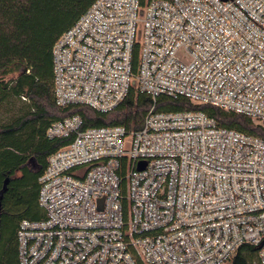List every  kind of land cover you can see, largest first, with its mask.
<instances>
[{
	"label": "built area",
	"instance_id": "built-area-1",
	"mask_svg": "<svg viewBox=\"0 0 264 264\" xmlns=\"http://www.w3.org/2000/svg\"><path fill=\"white\" fill-rule=\"evenodd\" d=\"M52 55L58 107L109 113L132 88L153 106L139 130L51 124L72 141L48 158L19 264H229L244 245L264 264V138L155 109L185 98L264 129V0H96Z\"/></svg>",
	"mask_w": 264,
	"mask_h": 264
},
{
	"label": "trees",
	"instance_id": "trees-1",
	"mask_svg": "<svg viewBox=\"0 0 264 264\" xmlns=\"http://www.w3.org/2000/svg\"><path fill=\"white\" fill-rule=\"evenodd\" d=\"M95 2L0 0V108L20 103L17 116L0 123V264H19L17 232L21 222L45 218L39 206V179L49 156L72 141V138H48L46 132L51 124L79 115L84 129L123 126L129 131L139 130L153 106L151 98L136 88L109 113L87 106L56 105L53 47ZM138 54L136 50L135 67ZM155 109L164 113L200 110L215 118L222 128L264 138V129L248 117L227 113L213 105H193L185 98L160 97ZM31 129V138H25ZM31 159L35 160L37 170L29 167ZM123 190L125 193L126 181ZM125 206L127 209V201ZM229 264H259V252L244 245Z\"/></svg>",
	"mask_w": 264,
	"mask_h": 264
},
{
	"label": "rangeland",
	"instance_id": "rangeland-1",
	"mask_svg": "<svg viewBox=\"0 0 264 264\" xmlns=\"http://www.w3.org/2000/svg\"><path fill=\"white\" fill-rule=\"evenodd\" d=\"M20 108V103L14 102L12 106H4L0 108V123H6L9 122L11 119H13L18 114V109ZM33 134V129L27 131L25 133V138H31ZM29 167L33 170H37L38 167L36 165V162L34 159L30 160Z\"/></svg>",
	"mask_w": 264,
	"mask_h": 264
},
{
	"label": "water",
	"instance_id": "water-1",
	"mask_svg": "<svg viewBox=\"0 0 264 264\" xmlns=\"http://www.w3.org/2000/svg\"><path fill=\"white\" fill-rule=\"evenodd\" d=\"M0 206H1V202H0ZM261 248V246L257 247L256 249L259 250Z\"/></svg>",
	"mask_w": 264,
	"mask_h": 264
}]
</instances>
